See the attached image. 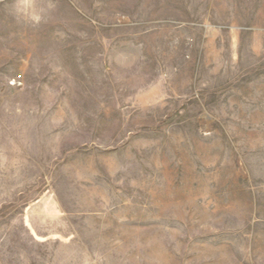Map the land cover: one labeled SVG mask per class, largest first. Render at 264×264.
I'll return each instance as SVG.
<instances>
[{
    "label": "rangeland",
    "instance_id": "obj_1",
    "mask_svg": "<svg viewBox=\"0 0 264 264\" xmlns=\"http://www.w3.org/2000/svg\"><path fill=\"white\" fill-rule=\"evenodd\" d=\"M0 264H264V0H0Z\"/></svg>",
    "mask_w": 264,
    "mask_h": 264
}]
</instances>
